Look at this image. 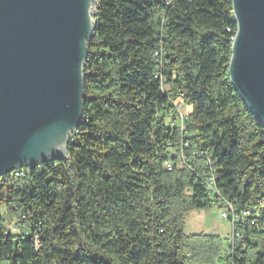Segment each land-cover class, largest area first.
Instances as JSON below:
<instances>
[{"label": "trees", "instance_id": "16d2710c", "mask_svg": "<svg viewBox=\"0 0 264 264\" xmlns=\"http://www.w3.org/2000/svg\"><path fill=\"white\" fill-rule=\"evenodd\" d=\"M91 18L66 154L0 177V264H264V126L230 84V0H94ZM210 180L250 214L233 255L184 233Z\"/></svg>", "mask_w": 264, "mask_h": 264}, {"label": "water", "instance_id": "95a60500", "mask_svg": "<svg viewBox=\"0 0 264 264\" xmlns=\"http://www.w3.org/2000/svg\"><path fill=\"white\" fill-rule=\"evenodd\" d=\"M230 84L264 126V0H230ZM93 0H0V177L54 162L83 115Z\"/></svg>", "mask_w": 264, "mask_h": 264}, {"label": "built area", "instance_id": "2783aa9c", "mask_svg": "<svg viewBox=\"0 0 264 264\" xmlns=\"http://www.w3.org/2000/svg\"><path fill=\"white\" fill-rule=\"evenodd\" d=\"M92 14V12H91ZM154 62L156 61L157 63H159V66L157 68V72L154 76V78L156 79H161V68H162V62H161V58L162 56L158 53L154 54ZM181 108H182V104L180 102H174L171 105V108L169 109V115L174 114V116L176 117V123L177 126L180 128V130H182L184 121H185V116H183L181 114ZM185 161V159L183 158L182 155L179 156V162L183 163ZM165 168L167 170H170V166L167 164L165 165ZM26 175V170H14L13 171V176L15 178H21L23 176ZM206 189L208 191V193H210L214 198L213 201L216 203L215 207H218L220 210V218L226 222H228V224L230 225V235L228 237V243H229V248H230V254H235V251L238 250L239 248L241 249V251H243L244 246L242 244L243 239H244V234L240 231H238L237 227L238 226H243L244 223L246 222V219L250 217V214L248 212H244L241 214H236L233 210V207L230 203H228L227 201H224L220 198L219 194L216 192L215 188L213 187V183L212 180L208 181L206 183ZM251 226H254L253 223L250 224ZM8 227H12L11 225H9ZM241 244V247H240Z\"/></svg>", "mask_w": 264, "mask_h": 264}, {"label": "rangeland", "instance_id": "374dc122", "mask_svg": "<svg viewBox=\"0 0 264 264\" xmlns=\"http://www.w3.org/2000/svg\"><path fill=\"white\" fill-rule=\"evenodd\" d=\"M190 111V106L182 105L181 114L183 116H187ZM12 229L15 230L14 226ZM230 231V225L220 218V210L213 205L203 210L191 212L185 218L184 233L186 235L218 236L223 240L225 248Z\"/></svg>", "mask_w": 264, "mask_h": 264}, {"label": "bare ground", "instance_id": "6f19581e", "mask_svg": "<svg viewBox=\"0 0 264 264\" xmlns=\"http://www.w3.org/2000/svg\"><path fill=\"white\" fill-rule=\"evenodd\" d=\"M93 4H94V0H93ZM92 9H93V5H92V8H91V12H92ZM39 164H36L34 166H28V167H24V169L26 170V172H28L30 169H34L38 166Z\"/></svg>", "mask_w": 264, "mask_h": 264}]
</instances>
